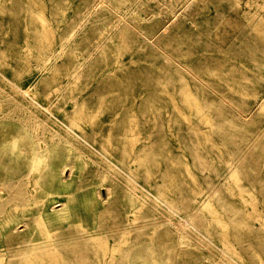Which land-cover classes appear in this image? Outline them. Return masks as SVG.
Returning a JSON list of instances; mask_svg holds the SVG:
<instances>
[{"label": "bare ground", "instance_id": "obj_1", "mask_svg": "<svg viewBox=\"0 0 264 264\" xmlns=\"http://www.w3.org/2000/svg\"><path fill=\"white\" fill-rule=\"evenodd\" d=\"M236 4L240 5L238 0ZM65 8L53 0H0V15L7 13L12 20L0 19V42L13 34V55L0 48V264H33L34 260L40 264H177L179 250L189 245L214 247L218 250L214 255L224 264H264L260 220L264 219V177H260L264 134L250 130L248 150H244L245 127L228 118L224 106L194 91L197 85L185 73L192 74L175 63L173 67L164 53L173 71L157 77L156 97L149 98L142 109L134 103L108 101L104 111L109 123L127 112L130 118L125 135L114 142L109 130L99 150L77 110L70 121L58 116L56 23L65 18ZM120 24L125 29L113 42L117 66H121L122 50H128L127 35L136 32L122 19ZM139 33L147 44L156 40L155 31ZM256 33L264 39V24L257 26ZM8 59L17 61L19 80L33 68L37 81L23 89L6 74L4 69L12 67ZM202 68L232 92L255 102L259 99L255 84L247 92L233 76L221 77L209 65ZM261 73L260 82L264 80ZM77 74L72 73L76 84ZM77 96L72 97L74 105ZM201 124L207 125V131L201 130ZM118 149L120 155L115 152ZM214 149L217 158L212 157ZM187 152L198 169L217 172L218 165L225 164L226 185L199 184L186 161ZM91 164L93 170L88 168ZM115 183H123L127 190L129 204L123 219L109 208ZM102 185L106 198L99 192ZM247 203L253 212H247ZM145 208L150 213L143 216ZM143 230L149 232L141 241ZM232 230L245 236L224 234Z\"/></svg>", "mask_w": 264, "mask_h": 264}, {"label": "rangeland", "instance_id": "obj_2", "mask_svg": "<svg viewBox=\"0 0 264 264\" xmlns=\"http://www.w3.org/2000/svg\"><path fill=\"white\" fill-rule=\"evenodd\" d=\"M53 1L66 7L65 18L56 23L60 51L57 60V86L60 93L58 116L61 120L70 121L77 110L89 139L99 150H103L109 130L114 142L121 139L130 118L127 112L117 122L109 123V115L104 111L108 101L120 100L125 105L134 103L142 109L149 98L156 97L159 93L157 77L169 76L173 71L166 64L164 53L173 67L175 63L189 71L191 77L198 78L194 81L185 73L189 81L196 83L197 86L192 87L194 91L203 92L210 103L224 106L227 117L245 127L242 139L244 150H248L246 144L250 130L254 134H264V80L258 81L259 71L264 75V39L256 33L257 26L264 24V5L261 0H238L240 5L236 4V0H127V3H124L125 0ZM129 4L132 5L131 9ZM50 11L52 9L47 11L48 17L51 16ZM0 19L4 22L12 21L7 13L0 15ZM121 19L128 29L136 28V32L127 35L128 50H122L121 66H117L113 42L118 40L120 31L125 29L121 24L118 27ZM150 31L156 32V40L152 41V45L144 42L139 33ZM71 33L73 36L70 37ZM12 39L13 34H9L5 42H0V48L9 55H13L10 51ZM72 50L75 51L74 54L71 53ZM8 61L12 67L4 69L6 74L23 89H28L37 81L33 68L29 72H23L22 79L19 80L20 68L17 61ZM203 65H209L221 77L233 76L244 84L243 88L247 92L252 88L251 84H255L260 92L259 99L255 102L252 97H242L232 92L224 82L204 73ZM76 71L78 84L72 77V73ZM2 85L7 92L11 91L9 85ZM75 95H78L76 105L72 98ZM248 121L253 124L248 125ZM200 127L202 131H207V125L201 124ZM125 141L127 142V138L123 140ZM186 142L187 149H190L188 139ZM214 142L220 144L221 141L215 138ZM119 150L115 151L117 155H120ZM217 154L214 149L212 157L217 158ZM185 158L189 168L199 177V184L209 182L214 187L221 188L226 185L225 164L218 165L217 172H213L193 167L192 156L188 152ZM94 167L93 164L88 166L90 170ZM65 173H68V169ZM137 173H140V169H137ZM84 174L86 176L87 172ZM260 177H264V170ZM137 181L139 185H145L143 180ZM85 182L87 184L89 180ZM44 188L49 189L48 186ZM151 190L155 191V188L151 187ZM99 192L102 197H107L105 186H100ZM126 194L123 183H115L114 192L109 196L112 201L109 208L121 219L129 204ZM206 198L204 196L202 200ZM246 208L247 212H253L248 203ZM149 213V209L145 208L140 214L144 216ZM260 220L264 224V219ZM148 232H140L141 241ZM256 232L257 237L261 235V230ZM224 234L245 236V233L237 230ZM121 242L122 240L119 243ZM217 244L225 249L222 243ZM217 251L214 247L209 250L189 245L179 250L181 257L176 263L224 264L214 255ZM261 254L264 255V251ZM32 263L40 264V261L34 260ZM15 264L22 263L19 261Z\"/></svg>", "mask_w": 264, "mask_h": 264}]
</instances>
